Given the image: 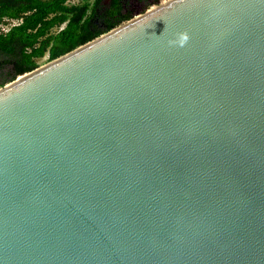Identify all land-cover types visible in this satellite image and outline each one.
I'll return each mask as SVG.
<instances>
[{
	"label": "water",
	"instance_id": "1",
	"mask_svg": "<svg viewBox=\"0 0 264 264\" xmlns=\"http://www.w3.org/2000/svg\"><path fill=\"white\" fill-rule=\"evenodd\" d=\"M0 264H264V0H162L0 87Z\"/></svg>",
	"mask_w": 264,
	"mask_h": 264
},
{
	"label": "trees",
	"instance_id": "2",
	"mask_svg": "<svg viewBox=\"0 0 264 264\" xmlns=\"http://www.w3.org/2000/svg\"><path fill=\"white\" fill-rule=\"evenodd\" d=\"M102 0H0V24L17 21L7 31L0 27V71L10 66L0 87L37 68L48 54L57 58L132 17L122 0H112L105 11ZM102 21L103 26L98 24Z\"/></svg>",
	"mask_w": 264,
	"mask_h": 264
},
{
	"label": "flooded vegetation",
	"instance_id": "3",
	"mask_svg": "<svg viewBox=\"0 0 264 264\" xmlns=\"http://www.w3.org/2000/svg\"><path fill=\"white\" fill-rule=\"evenodd\" d=\"M160 1L162 0H122L123 12L134 15L136 12L146 10L151 5L159 3ZM107 8L109 7L106 5L102 10L105 11ZM2 24H0V27Z\"/></svg>",
	"mask_w": 264,
	"mask_h": 264
},
{
	"label": "rangeland",
	"instance_id": "4",
	"mask_svg": "<svg viewBox=\"0 0 264 264\" xmlns=\"http://www.w3.org/2000/svg\"><path fill=\"white\" fill-rule=\"evenodd\" d=\"M71 3H79L80 0H69ZM94 0H92L93 2ZM112 0H102V3L97 7L99 11H101L106 5L108 7L111 6ZM133 16V15H132ZM17 21H10L9 24H4V28L7 29L9 28L12 24H15ZM98 24L100 26H103L102 21H98ZM49 61V56L48 54L44 56L42 59L39 60L40 65L45 64L46 62ZM12 69L10 66H7L6 68L2 69L0 71V81L4 78V76L9 77V74L11 73Z\"/></svg>",
	"mask_w": 264,
	"mask_h": 264
},
{
	"label": "built area",
	"instance_id": "5",
	"mask_svg": "<svg viewBox=\"0 0 264 264\" xmlns=\"http://www.w3.org/2000/svg\"><path fill=\"white\" fill-rule=\"evenodd\" d=\"M1 28H2L3 30H5V31H7V30L9 29V28L5 29V28H4V24L1 25Z\"/></svg>",
	"mask_w": 264,
	"mask_h": 264
}]
</instances>
